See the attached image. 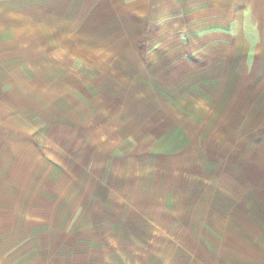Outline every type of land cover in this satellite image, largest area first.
<instances>
[{
  "label": "rangeland",
  "instance_id": "374dc122",
  "mask_svg": "<svg viewBox=\"0 0 264 264\" xmlns=\"http://www.w3.org/2000/svg\"><path fill=\"white\" fill-rule=\"evenodd\" d=\"M48 4L0 8V241L73 223L75 251L128 249L193 207L188 192L226 193L211 177L264 176V89Z\"/></svg>",
  "mask_w": 264,
  "mask_h": 264
},
{
  "label": "crops",
  "instance_id": "0c3cea01",
  "mask_svg": "<svg viewBox=\"0 0 264 264\" xmlns=\"http://www.w3.org/2000/svg\"><path fill=\"white\" fill-rule=\"evenodd\" d=\"M76 1L49 0L48 7L68 13ZM81 2L77 7L97 9L88 10L99 17L95 22L117 25L113 31L121 35L107 38L139 41L140 54L177 56L198 71L241 72L248 88L264 89V0ZM10 7L42 8V0H0V8ZM258 100L264 104V94ZM209 180L229 185L226 193L214 186L202 203L188 192L193 207L172 211L161 229L147 224L149 235H135L128 249L115 240L103 241L97 254L75 251L73 223L18 225L0 241V264H264V176Z\"/></svg>",
  "mask_w": 264,
  "mask_h": 264
}]
</instances>
